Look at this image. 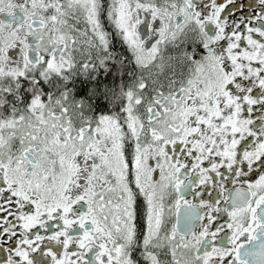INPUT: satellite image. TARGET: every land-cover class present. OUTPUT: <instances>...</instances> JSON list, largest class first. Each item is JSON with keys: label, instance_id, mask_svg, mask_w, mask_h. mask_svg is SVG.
I'll return each instance as SVG.
<instances>
[{"label": "snow or ice", "instance_id": "6c2138e0", "mask_svg": "<svg viewBox=\"0 0 264 264\" xmlns=\"http://www.w3.org/2000/svg\"><path fill=\"white\" fill-rule=\"evenodd\" d=\"M0 264H264V0H0Z\"/></svg>", "mask_w": 264, "mask_h": 264}]
</instances>
